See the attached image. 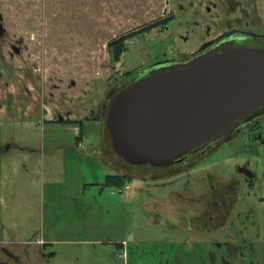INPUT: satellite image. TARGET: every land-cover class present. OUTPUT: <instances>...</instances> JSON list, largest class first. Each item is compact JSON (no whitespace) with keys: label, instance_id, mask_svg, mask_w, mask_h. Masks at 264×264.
Listing matches in <instances>:
<instances>
[{"label":"rangeland","instance_id":"1","mask_svg":"<svg viewBox=\"0 0 264 264\" xmlns=\"http://www.w3.org/2000/svg\"><path fill=\"white\" fill-rule=\"evenodd\" d=\"M202 2L0 0V262L207 264V249L181 242L197 239L183 231L197 205L175 193L189 197L205 170L222 177L246 167L256 180L240 191V207L252 209L257 231L250 258L264 264V108L198 157L202 168L187 174L182 165L160 186L148 174L156 171L115 153L105 126L130 76L197 51L214 22L264 42V0H205L209 23ZM168 19L131 37L114 61L111 41ZM103 137L114 165L137 176L127 179L129 190L108 186L99 198L91 184L113 174L99 153Z\"/></svg>","mask_w":264,"mask_h":264},{"label":"water","instance_id":"2","mask_svg":"<svg viewBox=\"0 0 264 264\" xmlns=\"http://www.w3.org/2000/svg\"><path fill=\"white\" fill-rule=\"evenodd\" d=\"M264 106V48L223 45L154 69L110 101L106 130L132 166L168 167Z\"/></svg>","mask_w":264,"mask_h":264},{"label":"flooded vegetation","instance_id":"3","mask_svg":"<svg viewBox=\"0 0 264 264\" xmlns=\"http://www.w3.org/2000/svg\"><path fill=\"white\" fill-rule=\"evenodd\" d=\"M203 22L208 21V14L211 11L209 6L205 8V0H203L201 7ZM198 24V23H195ZM213 25V24H212ZM215 26V27H214ZM213 28H209L208 40H203V44L197 51L191 54H183L180 56L179 61L175 64L182 65L190 61L191 59L220 49L223 45L229 44L232 47H256L264 48V42L257 38V35L251 32H241L240 30L233 28L231 24L227 26H221L218 22H214ZM217 27L220 29L216 35L212 36ZM174 65V64H173ZM264 106L258 107L249 113L242 120L238 121L229 131H227L219 139L207 144L205 148L199 150L196 153L187 155L182 161L176 162L168 167H152V166H131L132 168L148 167L156 172L148 173L156 181L166 184V175L170 171H177L182 165H185L186 172L189 174L192 169L202 168V163L196 160L206 150L213 146V143L222 139L227 134L235 129L239 123L245 121L247 118L256 113ZM259 141L262 142L264 147V138L259 137ZM137 176L136 173L131 174L129 170L126 176V183L124 187L126 190L130 189L127 185V179ZM144 176V177H143ZM142 176L143 180H147L145 175ZM178 180V178H177ZM199 187H196L194 191L190 190L189 197L176 192L182 201L186 203H195L197 208L195 214H192L190 218H187L186 231L187 233H194L197 239L194 241L183 238L181 241L184 245H200L208 251V263L207 264H253L250 256L259 244L256 242V227L255 222H251V208L242 210L240 207L241 193L243 186H248L249 189L254 185L256 180V174L251 169L246 167H238L233 173L225 176H218L205 170L203 177L199 178ZM198 180V181H199ZM175 188L177 187V181L174 182ZM192 189V190H193ZM193 196V197H190ZM182 231V230H181ZM183 233V232H182ZM211 249V250H210ZM235 250V252H233ZM239 250V252L237 251ZM232 254V255H231ZM10 259L18 261V258L11 253H7ZM241 256V257H240ZM3 264V262H0Z\"/></svg>","mask_w":264,"mask_h":264},{"label":"trees","instance_id":"4","mask_svg":"<svg viewBox=\"0 0 264 264\" xmlns=\"http://www.w3.org/2000/svg\"><path fill=\"white\" fill-rule=\"evenodd\" d=\"M168 21H170V19L164 20V21H160V22H157V23H154L153 25L148 26L146 29H144L142 31H137L134 34L122 36V37H120L118 39H115V40L111 41L108 44V48H109V50L111 51V53L113 55L114 61L119 62L121 60V57H122V55L124 54V52L126 50V43L131 39V37H133L136 34L143 33L146 30L154 29V28H157V27H160V26H164V25H166V23ZM142 76H144L143 72L142 73H139V74H136L135 73L134 76H130V79L133 78V80L131 81V83H133L137 79L141 78ZM131 83H129L128 85H130ZM107 182H109V183L111 182L115 186H119V187L120 186H123L125 184V182H126V175L107 176Z\"/></svg>","mask_w":264,"mask_h":264},{"label":"crops","instance_id":"5","mask_svg":"<svg viewBox=\"0 0 264 264\" xmlns=\"http://www.w3.org/2000/svg\"><path fill=\"white\" fill-rule=\"evenodd\" d=\"M82 132H83V129L80 128V133H79L80 136L82 135ZM80 140H81V142H83V137H81ZM112 149H113V148H112ZM111 151H112V150H111ZM99 153L102 154V157H104V162H105L106 164L110 165V167H111V169H112V171H113V174L108 175V176H113V175H127V172H128L127 169H124V168H122V167H119V166H115V165H114L113 161L111 160V156L113 155V154H112L113 152H111V154H110V152L108 151V146H107V144H104V137H103V146H102L101 150L99 151ZM98 155H99V154H98ZM91 185H96V186H98V187L102 190L101 193L98 195L99 198H100V196L103 197V191H104L108 186L116 187L117 189L120 190V192L123 191V186H120V187H119V186H115V185H114L113 183H111V182H110V183L107 182V177H106V180L101 181V182H99V183H92ZM98 196H97V195H94L95 198H98Z\"/></svg>","mask_w":264,"mask_h":264},{"label":"built area","instance_id":"6","mask_svg":"<svg viewBox=\"0 0 264 264\" xmlns=\"http://www.w3.org/2000/svg\"><path fill=\"white\" fill-rule=\"evenodd\" d=\"M76 129V132L78 133L79 132V129L78 128H75ZM127 189V187H125ZM125 255L122 254V257H124Z\"/></svg>","mask_w":264,"mask_h":264}]
</instances>
